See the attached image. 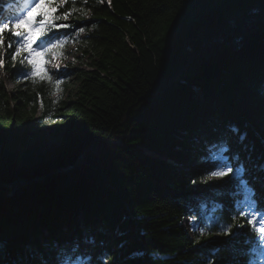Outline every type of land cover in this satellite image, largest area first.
Wrapping results in <instances>:
<instances>
[{
  "label": "trees",
  "instance_id": "1",
  "mask_svg": "<svg viewBox=\"0 0 264 264\" xmlns=\"http://www.w3.org/2000/svg\"><path fill=\"white\" fill-rule=\"evenodd\" d=\"M66 10L57 23L72 27L45 38L84 31L59 90L55 75L20 76L30 65L11 59L5 33L1 69L18 86L0 80V264H62L73 250L89 264H245L255 236L232 218L231 176L210 177L206 157L227 144L264 208V0Z\"/></svg>",
  "mask_w": 264,
  "mask_h": 264
},
{
  "label": "snow or ice",
  "instance_id": "2",
  "mask_svg": "<svg viewBox=\"0 0 264 264\" xmlns=\"http://www.w3.org/2000/svg\"><path fill=\"white\" fill-rule=\"evenodd\" d=\"M4 0H0L3 3ZM68 0H12L7 8L0 7V68L4 66L3 57L6 55L5 33H10L15 39L7 43V48H12L15 45V51L11 56L13 61L20 59L21 64L27 63L30 65V71L20 73L24 79L31 78L35 83L38 64L37 56H58L60 49L67 43L66 34H58L49 36L48 39L42 40L41 37L48 36L53 29L70 28L67 23H57L58 21H66L72 15L70 11H64L57 14ZM74 3V0H73ZM75 8L73 7V10ZM39 17V19H37ZM22 25H24L22 27ZM80 32L84 28L79 29ZM37 41H40L37 44ZM33 45H36L34 48ZM27 53V55H25ZM41 80H51L47 71L39 77ZM62 83L57 79L55 85L57 90ZM230 151L227 144L213 145L209 149V155L206 157L207 162L214 165V170L209 172L210 177H227L231 176L230 183L233 184V209L235 215L233 220L238 217L245 219L250 226L255 239H246V247L241 250V255L244 256L245 264H264V208L259 206L256 199L255 190L252 188L246 179V169L243 165L234 166L231 163L232 159L227 153ZM216 187V186H214ZM222 210L223 206H219ZM209 223H212V218H208ZM217 222L219 218H216ZM243 227V225H240ZM210 232V229H208ZM204 229L200 230V234H204ZM220 235H232V226L220 225ZM237 235H244L237 233ZM62 264H89L86 254H77L73 250Z\"/></svg>",
  "mask_w": 264,
  "mask_h": 264
},
{
  "label": "rangeland",
  "instance_id": "3",
  "mask_svg": "<svg viewBox=\"0 0 264 264\" xmlns=\"http://www.w3.org/2000/svg\"><path fill=\"white\" fill-rule=\"evenodd\" d=\"M12 2H8L5 4L3 8H7L8 4ZM39 19V17H37ZM24 25H22L23 27ZM83 35V32H80L77 28H72L70 32L66 35L67 43L64 46V49L66 50L65 53L59 54L58 56L52 57V56H37L36 62L38 64L39 71H47L48 74H51L52 76H56L59 78V80L63 81L66 77L70 76V73L72 70L76 69L78 65V61L76 60V57L78 54L75 53L76 48V39ZM43 40L44 37H41ZM40 41H37V44H39ZM35 48L36 45H33ZM72 64H74V69L71 67ZM9 73H6L4 70L0 68V80L3 81L5 84V87L12 91L16 89L18 86V83L11 79L9 76ZM69 90V89H68ZM59 143L52 140L50 144V150L54 149ZM213 179H218V177H213ZM183 226L185 225V228L192 233L193 229H195V235L199 232V227L197 221L193 219H186L185 222L182 223ZM194 235V236H195Z\"/></svg>",
  "mask_w": 264,
  "mask_h": 264
},
{
  "label": "bare ground",
  "instance_id": "4",
  "mask_svg": "<svg viewBox=\"0 0 264 264\" xmlns=\"http://www.w3.org/2000/svg\"><path fill=\"white\" fill-rule=\"evenodd\" d=\"M187 219V218H186Z\"/></svg>",
  "mask_w": 264,
  "mask_h": 264
}]
</instances>
